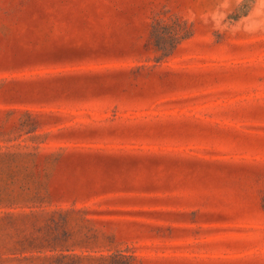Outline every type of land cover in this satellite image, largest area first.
Wrapping results in <instances>:
<instances>
[{
    "label": "rangeland",
    "instance_id": "obj_1",
    "mask_svg": "<svg viewBox=\"0 0 264 264\" xmlns=\"http://www.w3.org/2000/svg\"><path fill=\"white\" fill-rule=\"evenodd\" d=\"M219 4L0 0V264H264V32Z\"/></svg>",
    "mask_w": 264,
    "mask_h": 264
},
{
    "label": "clouds",
    "instance_id": "obj_2",
    "mask_svg": "<svg viewBox=\"0 0 264 264\" xmlns=\"http://www.w3.org/2000/svg\"><path fill=\"white\" fill-rule=\"evenodd\" d=\"M248 5L247 15L231 20L229 15L244 5ZM221 15L213 21V30L231 35L245 33L254 35L264 32V0H220Z\"/></svg>",
    "mask_w": 264,
    "mask_h": 264
},
{
    "label": "trees",
    "instance_id": "obj_3",
    "mask_svg": "<svg viewBox=\"0 0 264 264\" xmlns=\"http://www.w3.org/2000/svg\"><path fill=\"white\" fill-rule=\"evenodd\" d=\"M154 32L157 33V43L161 44V47H166L167 43L172 44L178 41L182 34L179 36L177 35L176 31L172 32L168 28H161L158 29V26L154 25Z\"/></svg>",
    "mask_w": 264,
    "mask_h": 264
}]
</instances>
